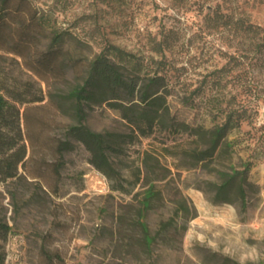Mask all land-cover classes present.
Wrapping results in <instances>:
<instances>
[{"label":"rangeland","instance_id":"rangeland-1","mask_svg":"<svg viewBox=\"0 0 264 264\" xmlns=\"http://www.w3.org/2000/svg\"><path fill=\"white\" fill-rule=\"evenodd\" d=\"M32 2L51 22L34 37L26 57L58 47L64 70L43 80L23 58L0 50V87L25 99L42 97L18 102L28 155L17 177L0 181V215L12 226L2 264H264V51L232 71L220 70L229 53L239 56L249 45L250 36L235 30L237 21L264 27V0ZM56 32L65 38L53 45ZM108 45L124 51L129 67L140 65L142 77L162 75L172 121L192 127L223 121L220 106L231 100L239 109L237 101L251 84L256 93L246 100L250 118L230 135L237 141L232 156H217L210 168L196 164L186 154L197 146L191 132L158 127L110 152L131 181L130 193L113 189L114 181L90 163V151L75 138L61 158L57 143L77 123L67 94ZM86 109L91 129L131 133L121 113L106 103ZM247 159L254 165L246 207L238 181L229 202H215L212 183L222 181L217 169L231 171V163L242 168ZM148 189L156 196L145 206ZM142 222L155 238L149 251L141 240Z\"/></svg>","mask_w":264,"mask_h":264},{"label":"trees","instance_id":"trees-1","mask_svg":"<svg viewBox=\"0 0 264 264\" xmlns=\"http://www.w3.org/2000/svg\"><path fill=\"white\" fill-rule=\"evenodd\" d=\"M50 22V18L39 14L32 0H0V50L23 58L26 67L43 80L47 78L45 74H60L64 70L63 62L60 60L61 50L57 47L31 59H27L26 50L31 49L34 37L46 29ZM235 30L240 31L244 36H250L249 45L241 48L239 56L229 53L228 62L220 69L221 71L225 68L232 71L240 65L243 66L246 63L245 58L264 51L263 26L242 18L237 21ZM64 38L65 33L56 32L52 44H60ZM129 63V57L124 55L122 49L114 45H108L89 62L83 81L77 83L67 94L74 103L77 123L68 128L67 139H61L57 143L56 147L61 158L65 151L73 147L70 138H75L90 151V163L114 181L112 188L130 193L132 188L126 183L131 181L124 177L115 165L110 152H119L123 142H132L139 135L149 136L158 127L191 132L197 139V146L187 149L186 154L196 164L202 163L210 168V164L217 156H232L237 141L231 139L230 135L236 129H240L250 118L248 114L250 105L246 100L247 96L256 93L251 84L246 85L243 90L244 97L237 101L239 109L232 105L231 100L227 101L225 107L220 106L224 116L223 121L216 123L213 127L201 125L192 127L185 122L172 121L167 94L162 91L163 76L156 73L142 77L140 71L142 67L137 63L129 67ZM3 90H6L14 101L10 100ZM12 92L7 91L6 87H0V181L17 177L19 166L28 155L21 124L22 111L18 102L42 99V97L25 99ZM199 92V90L196 91V94ZM187 100L192 101L193 96L188 97ZM213 100L214 103L217 102L216 99ZM93 103H106L109 107L118 110L131 126V133L99 132L91 129L86 123L88 115L86 107L92 106ZM253 165L254 161L247 159L243 161L242 168H237L231 163V171L217 169L222 181L212 183L215 186L214 201L229 202L230 187L238 181V192L245 208L246 183ZM62 166L63 160L59 162L58 168ZM141 174L142 172L139 171L132 185L140 180ZM146 194L142 201L145 206H149V202L156 196V191L148 189ZM139 216H142L141 209ZM141 226L142 244L149 251L155 238L149 235V227L145 222H142ZM11 230L10 223L0 215V264L6 259L4 242ZM46 253L49 254L47 251ZM56 256L60 258L58 254Z\"/></svg>","mask_w":264,"mask_h":264}]
</instances>
